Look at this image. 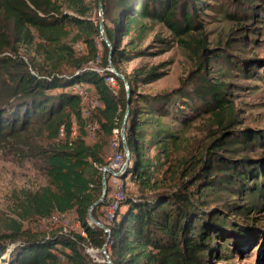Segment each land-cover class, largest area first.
<instances>
[{"label": "trees", "instance_id": "obj_1", "mask_svg": "<svg viewBox=\"0 0 264 264\" xmlns=\"http://www.w3.org/2000/svg\"><path fill=\"white\" fill-rule=\"evenodd\" d=\"M204 5L205 0H102L104 34L114 49L109 57L111 49L100 34V22L92 20L93 8L87 0H0V144L13 142L16 150L22 147L23 157L39 158L48 182L37 191L18 193L17 219H6L0 231L2 264H62V256L68 264H97L82 244L97 250L107 244L114 264H206L215 250L223 257L231 255L225 248L228 239L223 240L226 233L236 234L240 240L246 236L242 229L252 208L248 205L244 211L231 199L241 195L249 202L261 199L264 204V158L241 157L262 150V137L247 130L223 133L205 155L182 162V167L172 171V158L180 149L182 135L168 122L185 124L187 114L177 106V112L172 113L174 94L141 97L137 104L142 105L132 109L127 128L130 161L125 170L126 177L136 181L139 196L127 198L122 204L125 210L106 224L111 231L107 241V233L90 220L89 211L101 196L107 165L100 147L88 145L84 139L82 98L49 94L79 83L93 86L104 105L101 127L112 134L121 128L119 106L125 107L128 100L124 82L108 70L109 61L132 88L133 79L122 73L118 63L129 59L131 53H143L138 49L152 30L146 22L162 24L178 37L189 36L198 29L195 17ZM73 32V42L85 44L88 57H79L68 44ZM120 36H130L129 50L122 52ZM99 39L104 52L99 66L104 74L83 71L100 58ZM197 44L207 62L222 59L207 55L210 51L204 41ZM223 58L225 63H233ZM207 64L198 65V76L189 91L176 93L189 101V107L193 104L196 111L205 110L228 129L227 117L233 107L225 98L227 85L212 81ZM136 75L144 84L154 82L147 80L151 72L141 70ZM106 79L116 81L118 91L114 92ZM196 99L199 107L193 103ZM76 124L79 135L72 138ZM33 135L47 145H38ZM171 171L175 176L180 173L183 181L174 191L162 192ZM107 198L108 194L92 210L99 222V210L110 202ZM72 211L85 237L72 232L46 238L24 228L26 221ZM232 216L242 217L239 225L231 223L235 221Z\"/></svg>", "mask_w": 264, "mask_h": 264}, {"label": "rangeland", "instance_id": "obj_2", "mask_svg": "<svg viewBox=\"0 0 264 264\" xmlns=\"http://www.w3.org/2000/svg\"><path fill=\"white\" fill-rule=\"evenodd\" d=\"M87 1L93 8L92 20H97V22L105 20L104 10L101 14L96 0ZM205 4L200 6L201 8L197 12L198 16L195 17L198 29L196 32H191L189 36L178 37L162 24L146 22L152 30L138 49L143 53L137 56L131 53L129 59H123L118 63L122 73L133 79V84L132 88L130 86L129 89L126 88L128 101L125 107L119 106L121 128L114 130L112 134H107L101 127V122H103L101 111L104 110V105L93 86L79 83L49 93L53 96L61 93L74 94L82 98V113L86 122L84 139L88 145L100 147L106 167L110 168L115 155L124 154L123 160L115 161V167L123 168L126 162L124 144L127 145V128L131 123V112L134 107H141L142 104H137V101L144 96L174 94L171 102L172 107H170L172 113L177 112L175 110L177 106L187 114L185 124L168 122L176 133L182 135L180 149L174 153L172 158V171H177L179 167H182V162L186 163L191 158L205 155L212 142L223 133L247 130L251 134L262 137L264 145V0H205ZM227 14L233 15V17L227 16ZM74 34L75 32L68 39V44L75 49L79 57H88L89 52L86 45L81 42H73ZM120 38L122 52L129 50L127 43L130 36H120ZM197 41H204L205 48L210 51L205 52L207 55L222 59L207 62L205 57H201L202 49L198 48ZM101 43V39L96 40L100 58L85 66L83 71H96L104 74L99 66L104 57ZM20 53L26 57L29 56L24 50H21ZM223 57L233 63H225ZM37 61L39 62L40 59ZM203 62L208 63V74L213 82L227 85L225 98L233 107L232 115L227 117L228 129L222 128L217 119L206 113L205 110L196 111L193 104L189 107V101L178 98L180 94L176 93L180 90L189 91L192 88V81L198 76V65ZM141 70L153 73L147 80L154 79V82L149 84H144L145 81L140 82L139 76L136 74ZM64 71L71 73L73 70L64 69ZM106 83L112 87L114 92L118 91L119 87L116 81L106 79ZM193 103L198 107L200 105L197 99ZM75 131L72 138L79 135L77 124ZM123 134L124 140L122 139ZM19 135L21 138L24 136L22 133ZM35 135H33L34 141L38 145H47L43 139ZM16 148L18 147L13 142H10L9 145L0 144V231L4 230L6 219H17L14 213L17 206L15 199L20 191H37L48 185L40 159L29 154L23 157L20 153L22 147L17 149L19 151ZM150 155H153V152ZM241 157L264 158V147L262 150H257L256 153L247 152ZM121 169L111 170L114 173H119ZM172 171L168 174V181L160 191H174V188L176 189L177 185L182 183V175L179 173L175 176ZM126 173L124 171L119 178L109 173L105 175L107 203L121 186L126 198L139 196L136 181L131 176L126 177ZM102 188L101 185V191ZM231 200L242 207L244 211L248 210L245 209L248 205L252 208L251 211H247L248 215L245 217L248 220L245 221V226L242 229L246 236L240 240L236 234L226 233L227 236L225 235L223 240L225 237L228 239L225 248L231 251V255L223 257L221 251L215 250L216 252L213 251L214 254L206 264H264V204L260 203L261 199L254 203L249 202L244 200L241 195L235 196ZM122 210L124 211L125 207ZM221 211L223 210L221 209ZM105 214L106 208L103 207L99 210L98 215L104 225L108 223ZM60 217H62L61 214L56 213L44 223L40 220L26 221L24 228L38 233L42 237H52L61 233L65 228L68 233H77L78 229H81L80 224L77 226L78 220L74 211L67 214L66 220L56 221ZM231 219H235V221L229 220V222L236 225L242 221L240 216L238 218L232 216ZM220 244L222 246V242ZM100 251L94 254L95 259H90L97 264H107ZM61 262L68 264L63 256ZM0 264H2L1 259Z\"/></svg>", "mask_w": 264, "mask_h": 264}, {"label": "water", "instance_id": "obj_3", "mask_svg": "<svg viewBox=\"0 0 264 264\" xmlns=\"http://www.w3.org/2000/svg\"><path fill=\"white\" fill-rule=\"evenodd\" d=\"M98 6H99V9H100L101 14H102V13H103V10H104V9H103V6H102V0H99ZM104 23H105V22H104V19H103V20L100 22V25H99V28H100V34H101V36H102L104 42L108 45L109 48H111V46H110V44H109V41H108L106 35L104 34ZM112 53H113V48H111V52H110V54H109V57H111V54H112ZM109 65H110V68H109L108 70H109L110 72H112L114 75H116L119 79H121V80L124 82L125 87H126L127 89H129V83H128V81L126 80L125 76L117 72V70H116L115 66L112 64L111 60L109 61ZM124 138H125V136H124V134H123V135H122V139L124 140ZM124 152H125V154H126V158H127V159H126V162H125V164H124L122 170H121L119 173H114V172H113L110 168H108V167H105V168H104V170H103L104 175H103V179H102V186H103V188H102L101 196H100V198L98 199V201H96V202L91 206L90 211H89V212H90V220H91L94 224H96L98 227H100L105 233H107V235H108V239H107V241H109V239H110L111 231L108 229V227H107L106 225H104V224H102L101 222L97 221V220L93 217V215H92V210H93V208H95V207L99 206L100 204H102L103 201H104V199H105V197H106V195H107V194H106V177H105V175H106L107 173H109V174L114 175L115 177H120V176L122 175V173H123V172L126 170V168L128 167V165H129V161H130V151H129V148H128V146H127L126 144H124ZM106 247H107V244L102 248V252L106 255L107 264H114V263L111 261L110 256H109V254H108L107 251H106Z\"/></svg>", "mask_w": 264, "mask_h": 264}, {"label": "bare ground", "instance_id": "obj_4", "mask_svg": "<svg viewBox=\"0 0 264 264\" xmlns=\"http://www.w3.org/2000/svg\"><path fill=\"white\" fill-rule=\"evenodd\" d=\"M117 132V131H116ZM76 131H75V128L73 129V135H75ZM125 153V152H124ZM126 155V154H125ZM125 158L124 154H120V155H117L116 156V159L115 161L117 162H120L121 160H123ZM127 159V158H126ZM124 166V165H123ZM122 170V169H121ZM119 178V177H117ZM119 195V188L117 189V191L115 192V194L113 195V197L110 199V202H114L115 201V198L118 197ZM122 197L120 200H116L115 201V207L113 209H110L108 214H107V217H106V220L108 221V223H112L116 218H117V214L118 212L122 209V204L125 202V200L127 199L126 196H125V192H124V189L122 190ZM61 214V213H60ZM61 216H67V214H61ZM106 216V215H105ZM47 219L49 218H42L40 219V222L44 223L47 221ZM79 224V223H78ZM96 225V224H95ZM77 233H80L82 236H86V233L84 231H82L81 229L77 231ZM71 233H68L67 232V228H65L61 233H59V235H70ZM73 236V235H71ZM46 238H50V236L46 237ZM83 248H84V251L85 253L89 256V258L91 259H95L94 257V254L99 251L97 249H94L93 247L91 246H88V245H85V244H82ZM101 254H102V257H103V260L104 262L107 263V260H106V255L102 252V249H101Z\"/></svg>", "mask_w": 264, "mask_h": 264}, {"label": "built area", "instance_id": "obj_5", "mask_svg": "<svg viewBox=\"0 0 264 264\" xmlns=\"http://www.w3.org/2000/svg\"><path fill=\"white\" fill-rule=\"evenodd\" d=\"M115 159H116V155H115V157L113 158V160H112V163H111V165H110V169H121V168H119V167H115ZM119 171V170H118ZM122 190H123V188H122V186L121 187H119V195H118V197H116L115 198V201L116 200H120L121 198H123L122 197ZM115 201L114 202H109V204H108V207L106 208V217H107V214H108V212H109V210L110 209H113L114 207H115ZM66 218H67V216H62V217H60V218H57L56 219V221H58V220H66ZM55 221V222H56ZM55 222H53V223H55ZM78 223V222H77ZM52 224V223H51ZM77 226H79V224H77Z\"/></svg>", "mask_w": 264, "mask_h": 264}, {"label": "crops", "instance_id": "obj_6", "mask_svg": "<svg viewBox=\"0 0 264 264\" xmlns=\"http://www.w3.org/2000/svg\"><path fill=\"white\" fill-rule=\"evenodd\" d=\"M68 214V213H67Z\"/></svg>", "mask_w": 264, "mask_h": 264}]
</instances>
